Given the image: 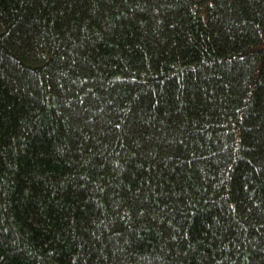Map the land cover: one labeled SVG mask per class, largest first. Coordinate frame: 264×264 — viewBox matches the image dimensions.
Returning <instances> with one entry per match:
<instances>
[{"label": "trees", "instance_id": "1", "mask_svg": "<svg viewBox=\"0 0 264 264\" xmlns=\"http://www.w3.org/2000/svg\"><path fill=\"white\" fill-rule=\"evenodd\" d=\"M0 264H264V0H0Z\"/></svg>", "mask_w": 264, "mask_h": 264}]
</instances>
